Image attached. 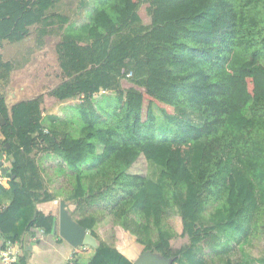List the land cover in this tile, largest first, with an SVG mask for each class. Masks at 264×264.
I'll return each mask as SVG.
<instances>
[{"label": "trees", "instance_id": "1", "mask_svg": "<svg viewBox=\"0 0 264 264\" xmlns=\"http://www.w3.org/2000/svg\"><path fill=\"white\" fill-rule=\"evenodd\" d=\"M61 1L0 0V43L56 30L62 80L51 95H79L63 118L43 116L39 98L0 100V149L15 159L0 184L13 194L0 211L5 241L17 240L22 207L52 198L38 200L34 150L65 163L63 194L96 240L109 217L172 264H209L230 250L220 236H264V0H78L80 23L55 11ZM140 156L157 179L127 170ZM175 209L187 237L177 248ZM54 221L37 210L31 226L50 233ZM85 264L132 262L99 243Z\"/></svg>", "mask_w": 264, "mask_h": 264}, {"label": "crops", "instance_id": "2", "mask_svg": "<svg viewBox=\"0 0 264 264\" xmlns=\"http://www.w3.org/2000/svg\"><path fill=\"white\" fill-rule=\"evenodd\" d=\"M55 11L57 13L60 12L57 10V7L55 8ZM86 13L87 11L84 12L82 18H85ZM49 31V33L44 34L41 38L35 31H33L32 28L30 30V34L18 42L11 43L8 41H2L0 43V100L4 101L8 109L16 102L39 98L40 110L43 116L52 114L63 118L69 113L70 106L79 102V95L66 99H57L51 95V89L61 82L62 76L55 52V46L59 42L60 38L56 30L49 29ZM31 35H33L35 43V47H33V49L26 48V51H24V49L19 48L14 54H10L5 50V48L9 50L12 46L11 44H18L21 41H26ZM52 35L58 37V40L54 43L53 50L56 56L57 68L59 70L61 80L55 86L47 89L45 94L42 92L35 94V89L31 82L24 84L20 81L21 83L18 82L20 84H17L15 88H12V80L10 79L11 73L14 70H18L19 67L23 66V64L26 66L25 63H27L26 60L29 58V55H31L33 51L44 47L42 39ZM5 42L9 44H5ZM18 60L21 61V63H18ZM9 85L10 88H8ZM28 95L30 96L27 98L24 97ZM8 97L12 99L11 102H9V105L7 100ZM44 104H46V106L43 109ZM58 109L59 111H57ZM0 120L3 121L1 116ZM0 152H2V156L4 155V161L2 163L5 166H8L10 171V167L15 159L12 154H7L1 149ZM31 156L35 159L40 168L39 172L42 180V191H38V200L42 199L44 191L49 193L52 198L42 202H38L36 200L34 203L26 205L18 211L16 215V229L18 235L16 247L19 250V254L24 255L26 264H65L68 255L74 252V256L77 257L76 259H78L81 264L87 263L94 252V248L88 246H80L76 248L70 247L59 234H53L52 231L50 233H45L41 229L31 226V220L37 210L45 214L54 215L56 221L58 218L61 200L65 202V208L69 210L71 217L76 221V216L73 213L74 204L66 200L63 194V189L69 186L68 169L65 163L60 158L51 154L42 153V151L35 152L34 150L32 151ZM61 170H65V173H61ZM7 174L9 173H6L5 175ZM12 196L13 194L10 189L0 192V203H8L12 199ZM127 239L128 238H126V240ZM4 242L5 239L0 234V249ZM223 242L228 244L230 250L226 252L227 255L220 257L213 254L211 256L206 255L205 258L208 259L210 264H264V236L262 234L250 235L247 238L239 240H230L226 238ZM99 243L105 244L107 247L122 253L133 264V260L135 258H131L122 246L119 247L115 242L104 241L100 238V236H98L97 245Z\"/></svg>", "mask_w": 264, "mask_h": 264}, {"label": "rangeland", "instance_id": "3", "mask_svg": "<svg viewBox=\"0 0 264 264\" xmlns=\"http://www.w3.org/2000/svg\"><path fill=\"white\" fill-rule=\"evenodd\" d=\"M77 2L78 0H63L61 3L58 4L57 10L63 12L65 15H68L71 20H75L76 23H80L84 20V18L79 17L78 15L79 9L77 7ZM139 13L142 17V20L144 22H148V15L145 11L144 6L141 7ZM42 40L44 42V47L42 49H37L33 51L32 54L29 55V58L26 60L27 63H25L26 66H24L23 64V66L18 68V70H14L11 73L10 79L12 80V88H15L17 84H20L21 82H23L24 84H28L29 82H31L32 86L35 89V94L41 92L45 94L47 89L52 86H55L61 80V77L59 76V70L57 68L56 56L53 50L54 43L58 40V37L52 35L44 37ZM5 44L9 43L5 42ZM11 45L12 46L9 50L5 48V50L10 54L16 53L19 48L24 49V51H26V48L33 49V47H35L33 35H31L30 38L26 41H21L18 44ZM17 62L21 63V61L19 60ZM127 84L128 83H126L125 85ZM8 88H10V85ZM30 95L24 97L27 98ZM7 100L9 105V102H11L12 99L8 97ZM45 106L46 104L43 105V109ZM57 111H59V109ZM160 127L165 128V124L163 122H160ZM127 170L131 173L151 177L154 180L157 179L160 173V168L152 162L146 160L143 156H140ZM206 218H208V213H204L203 215V219L205 220ZM168 222L173 227L176 234L175 237L171 239V245L173 248H177L187 241V237L180 235L182 231V225L180 216L176 209L174 213L171 214V216L169 217ZM95 229L97 231L98 236H100L102 240L107 242H115L119 247L123 246L124 242L126 241V238H128L129 240L127 239V241H130V243L127 244V247L130 252H132L129 255L131 258H137L143 253V246L137 244L134 241L133 237L129 236L128 233L126 231H123L122 228L117 225H113L109 217L102 218L96 225ZM220 237L223 240L226 239L225 236Z\"/></svg>", "mask_w": 264, "mask_h": 264}, {"label": "water", "instance_id": "4", "mask_svg": "<svg viewBox=\"0 0 264 264\" xmlns=\"http://www.w3.org/2000/svg\"><path fill=\"white\" fill-rule=\"evenodd\" d=\"M1 141L2 138H0ZM1 158L2 152H0L1 172L4 175L6 173L10 174L9 167L2 163ZM52 233L59 234L70 247L88 246L95 248L97 246L96 238L71 217L69 210L65 208L63 200L60 201L58 218L54 222ZM172 261V257H165L157 252L143 250V253L133 260V264H172Z\"/></svg>", "mask_w": 264, "mask_h": 264}, {"label": "built area", "instance_id": "5", "mask_svg": "<svg viewBox=\"0 0 264 264\" xmlns=\"http://www.w3.org/2000/svg\"><path fill=\"white\" fill-rule=\"evenodd\" d=\"M4 155L1 158V161H4ZM5 175L0 170V184H3ZM3 208V204H0V211ZM19 250L16 247V241L10 242L5 241L3 247L0 249V262L1 264H14L18 258ZM74 258V252L70 253L67 257L65 264H71L72 260Z\"/></svg>", "mask_w": 264, "mask_h": 264}, {"label": "flooded vegetation", "instance_id": "6", "mask_svg": "<svg viewBox=\"0 0 264 264\" xmlns=\"http://www.w3.org/2000/svg\"><path fill=\"white\" fill-rule=\"evenodd\" d=\"M3 128H4V123L2 120H0V132L3 131ZM3 142V137H2V141L1 143Z\"/></svg>", "mask_w": 264, "mask_h": 264}]
</instances>
